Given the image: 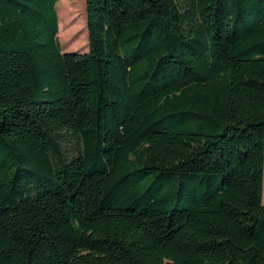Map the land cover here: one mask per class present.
I'll use <instances>...</instances> for the list:
<instances>
[{
	"label": "trees",
	"instance_id": "obj_1",
	"mask_svg": "<svg viewBox=\"0 0 264 264\" xmlns=\"http://www.w3.org/2000/svg\"><path fill=\"white\" fill-rule=\"evenodd\" d=\"M60 1L0 0V264H264V0Z\"/></svg>",
	"mask_w": 264,
	"mask_h": 264
},
{
	"label": "rangeland",
	"instance_id": "obj_2",
	"mask_svg": "<svg viewBox=\"0 0 264 264\" xmlns=\"http://www.w3.org/2000/svg\"><path fill=\"white\" fill-rule=\"evenodd\" d=\"M86 2L87 0H63L57 4L61 29L59 39L64 52L89 51ZM73 146L72 142L67 143V150L73 152Z\"/></svg>",
	"mask_w": 264,
	"mask_h": 264
}]
</instances>
